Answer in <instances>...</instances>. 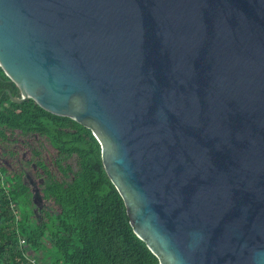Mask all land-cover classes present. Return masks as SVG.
<instances>
[{
	"label": "water",
	"instance_id": "95a60500",
	"mask_svg": "<svg viewBox=\"0 0 264 264\" xmlns=\"http://www.w3.org/2000/svg\"><path fill=\"white\" fill-rule=\"evenodd\" d=\"M0 67L92 130L160 264H264V0H0Z\"/></svg>",
	"mask_w": 264,
	"mask_h": 264
},
{
	"label": "trees",
	"instance_id": "16d2710c",
	"mask_svg": "<svg viewBox=\"0 0 264 264\" xmlns=\"http://www.w3.org/2000/svg\"><path fill=\"white\" fill-rule=\"evenodd\" d=\"M8 91L19 96L0 67L2 155L17 156L18 138L31 155L11 170L0 164V264H160L134 233L92 130L32 100L15 103ZM32 164L43 172L42 200L55 208L33 202L24 176Z\"/></svg>",
	"mask_w": 264,
	"mask_h": 264
},
{
	"label": "rangeland",
	"instance_id": "374dc122",
	"mask_svg": "<svg viewBox=\"0 0 264 264\" xmlns=\"http://www.w3.org/2000/svg\"><path fill=\"white\" fill-rule=\"evenodd\" d=\"M15 138V136H12ZM19 143H16L13 145L12 150H15L16 152V157L14 158H8L2 155V151L5 149L0 147V164L8 170H11L13 168H16L17 163L22 159L23 162L28 161L30 157V149L28 148L27 144L23 141L22 138H18ZM30 143H34V140H29ZM19 160V161H18ZM21 162V161H20ZM26 167V166H25ZM56 174H58L56 171H53ZM25 174L29 175L31 179L34 180L35 183V190L32 189L33 194L35 193L36 195V201L38 202V206H47V207H54V204L52 202L47 201L46 203L42 200V194H41V178L43 177V172L41 170H38L37 167H34V165H30L25 168ZM41 174V175H39ZM29 185V182L27 183ZM30 187V185H29ZM31 188V187H30ZM31 194V198H32ZM36 205V204H35ZM37 206V205H36ZM37 206V208H38ZM40 207V208H41ZM16 212V210H14Z\"/></svg>",
	"mask_w": 264,
	"mask_h": 264
},
{
	"label": "flooded vegetation",
	"instance_id": "af4514ba",
	"mask_svg": "<svg viewBox=\"0 0 264 264\" xmlns=\"http://www.w3.org/2000/svg\"><path fill=\"white\" fill-rule=\"evenodd\" d=\"M28 160H29V159H28ZM33 165H34V164H33ZM34 167H36V166L34 165ZM24 176H25V181H26L27 183L29 182V185H30V187H31V191H32V189L35 190V183H34V180L31 179L29 175L25 174V172H24ZM42 181H43V178H41V183H42ZM32 196H33V192H32ZM35 210H36V209H35Z\"/></svg>",
	"mask_w": 264,
	"mask_h": 264
},
{
	"label": "built area",
	"instance_id": "2783aa9c",
	"mask_svg": "<svg viewBox=\"0 0 264 264\" xmlns=\"http://www.w3.org/2000/svg\"><path fill=\"white\" fill-rule=\"evenodd\" d=\"M28 264H38V263L34 259H29V263Z\"/></svg>",
	"mask_w": 264,
	"mask_h": 264
}]
</instances>
